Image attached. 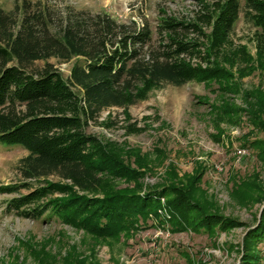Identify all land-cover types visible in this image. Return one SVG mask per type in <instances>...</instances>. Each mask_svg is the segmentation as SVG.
I'll return each mask as SVG.
<instances>
[{
	"label": "trees",
	"instance_id": "obj_1",
	"mask_svg": "<svg viewBox=\"0 0 264 264\" xmlns=\"http://www.w3.org/2000/svg\"><path fill=\"white\" fill-rule=\"evenodd\" d=\"M202 9L189 21L161 11L153 40L146 22L118 23L72 8L60 13L47 1L0 7V144L27 152L19 161L20 182L0 185L7 213L98 239L129 236L150 220L174 233L210 236L241 226L196 197L198 176L185 187L147 188L142 165L87 132L104 111L126 110L165 85L197 82L233 94L253 62L264 69V0H213ZM241 15L254 30L255 59L232 43ZM73 59L81 63L65 79L51 63ZM247 106L264 126L251 110L256 106ZM259 244L264 213L243 240L239 264H264Z\"/></svg>",
	"mask_w": 264,
	"mask_h": 264
},
{
	"label": "rangeland",
	"instance_id": "obj_2",
	"mask_svg": "<svg viewBox=\"0 0 264 264\" xmlns=\"http://www.w3.org/2000/svg\"><path fill=\"white\" fill-rule=\"evenodd\" d=\"M21 0H0L10 11ZM48 2L60 13H104L118 23L146 22L156 38L157 20L168 16L189 21L213 0H29ZM254 30L240 19L234 46H245ZM51 63L68 78L81 63ZM42 66V63H37ZM246 69V68H244ZM247 69H250L247 70ZM246 69L238 93L222 94L216 86L191 82L165 85L126 110L104 111L87 132L109 143L132 164L143 166L145 187L193 184L196 197L212 204L240 227L213 236L192 231L174 233L150 220L142 229L118 239H98L54 221L18 218L7 213L0 196V264H239L246 234L264 213V126L255 123L247 102L264 121V69L257 62ZM259 109V110H258ZM255 121V122H254ZM141 129L130 134L127 128ZM27 152L0 144V185L20 182L19 161ZM50 181H57L49 178ZM258 249L264 258V244Z\"/></svg>",
	"mask_w": 264,
	"mask_h": 264
}]
</instances>
